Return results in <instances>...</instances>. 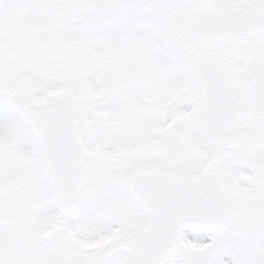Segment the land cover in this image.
Returning a JSON list of instances; mask_svg holds the SVG:
<instances>
[{"label": "snow or ice", "instance_id": "obj_1", "mask_svg": "<svg viewBox=\"0 0 264 264\" xmlns=\"http://www.w3.org/2000/svg\"><path fill=\"white\" fill-rule=\"evenodd\" d=\"M0 264H264V0H0Z\"/></svg>", "mask_w": 264, "mask_h": 264}]
</instances>
